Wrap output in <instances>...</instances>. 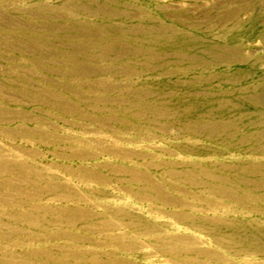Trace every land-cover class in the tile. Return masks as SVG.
<instances>
[{"label": "rangeland", "instance_id": "rangeland-1", "mask_svg": "<svg viewBox=\"0 0 264 264\" xmlns=\"http://www.w3.org/2000/svg\"><path fill=\"white\" fill-rule=\"evenodd\" d=\"M0 264H264V0H0Z\"/></svg>", "mask_w": 264, "mask_h": 264}, {"label": "bare ground", "instance_id": "bare-ground-1", "mask_svg": "<svg viewBox=\"0 0 264 264\" xmlns=\"http://www.w3.org/2000/svg\"><path fill=\"white\" fill-rule=\"evenodd\" d=\"M253 236V235H252ZM254 237H257V236H254ZM249 239V238H248ZM247 241V240H246ZM250 241V240H249ZM246 246H247V244H246ZM247 248V247H246ZM251 248V247H250Z\"/></svg>", "mask_w": 264, "mask_h": 264}]
</instances>
